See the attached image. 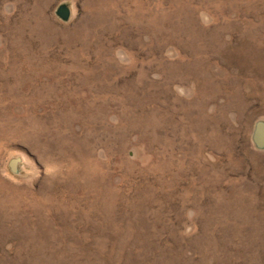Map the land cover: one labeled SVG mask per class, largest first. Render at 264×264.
Here are the masks:
<instances>
[{
    "label": "rangeland",
    "instance_id": "374dc122",
    "mask_svg": "<svg viewBox=\"0 0 264 264\" xmlns=\"http://www.w3.org/2000/svg\"><path fill=\"white\" fill-rule=\"evenodd\" d=\"M258 122L264 0H0V264H264Z\"/></svg>",
    "mask_w": 264,
    "mask_h": 264
},
{
    "label": "water",
    "instance_id": "95a60500",
    "mask_svg": "<svg viewBox=\"0 0 264 264\" xmlns=\"http://www.w3.org/2000/svg\"><path fill=\"white\" fill-rule=\"evenodd\" d=\"M56 15L61 20H66L69 15V11L66 6H59L56 10ZM253 141L256 145V147L260 148L264 145V124L261 122H258L255 126L254 132H253ZM16 160L10 161V168L14 169Z\"/></svg>",
    "mask_w": 264,
    "mask_h": 264
}]
</instances>
